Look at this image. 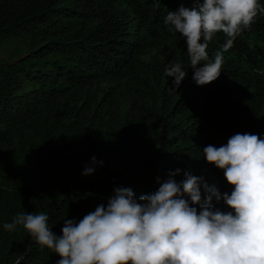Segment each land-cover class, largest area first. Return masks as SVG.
Returning a JSON list of instances; mask_svg holds the SVG:
<instances>
[{
	"label": "trees",
	"instance_id": "1",
	"mask_svg": "<svg viewBox=\"0 0 264 264\" xmlns=\"http://www.w3.org/2000/svg\"><path fill=\"white\" fill-rule=\"evenodd\" d=\"M264 6V0H259ZM193 0H0V264H56L17 225L18 213L49 216L56 235L107 205L116 187L135 196L169 171L233 190L204 158L236 133L264 139V13L223 54L219 77L192 78L183 36L164 23ZM227 37L209 43V59ZM154 49L160 53L153 54ZM187 72L179 88L165 69ZM202 66V65H201ZM92 157L93 174L82 175ZM212 205L230 211L221 200Z\"/></svg>",
	"mask_w": 264,
	"mask_h": 264
},
{
	"label": "clouds",
	"instance_id": "2",
	"mask_svg": "<svg viewBox=\"0 0 264 264\" xmlns=\"http://www.w3.org/2000/svg\"><path fill=\"white\" fill-rule=\"evenodd\" d=\"M169 11L164 23L185 41L193 80L205 85L216 80L223 54L258 13L259 0H193ZM218 32L227 40L209 59V43ZM202 65V66H201ZM179 88L187 72L176 63L165 69ZM204 158L224 171L233 190L220 193L206 183L203 200L202 177L185 171V179L169 171L157 178L156 191L137 198L131 188L116 187L107 205H98L78 222L66 219L56 235L45 213H18L3 225L14 231L22 225L41 247L51 249L60 259L56 264H264V139L256 134L236 133L226 144L203 148ZM92 157L82 175L93 174ZM213 197L230 211L212 205ZM19 264V262H17Z\"/></svg>",
	"mask_w": 264,
	"mask_h": 264
},
{
	"label": "rangeland",
	"instance_id": "3",
	"mask_svg": "<svg viewBox=\"0 0 264 264\" xmlns=\"http://www.w3.org/2000/svg\"><path fill=\"white\" fill-rule=\"evenodd\" d=\"M158 53H160V50H159V49H154V50H152V52L149 53L148 55L143 56V58L146 59V60H148V59H150V57H151L153 54H158Z\"/></svg>",
	"mask_w": 264,
	"mask_h": 264
}]
</instances>
